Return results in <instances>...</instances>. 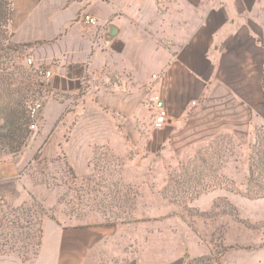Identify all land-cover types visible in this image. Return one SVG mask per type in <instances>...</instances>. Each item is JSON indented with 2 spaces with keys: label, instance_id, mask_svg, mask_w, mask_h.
Returning <instances> with one entry per match:
<instances>
[{
  "label": "crops",
  "instance_id": "1",
  "mask_svg": "<svg viewBox=\"0 0 264 264\" xmlns=\"http://www.w3.org/2000/svg\"><path fill=\"white\" fill-rule=\"evenodd\" d=\"M9 1L13 41L30 44L25 58L52 73L47 83L52 122L66 112L58 126L64 129L75 109L81 115L77 129H88L85 137L74 132L63 140L69 160H85L89 168L90 142L108 144L118 157H124L122 149L142 143L136 156L152 164L148 170L155 181L160 177L173 190L231 189L228 180L238 156L227 147L249 148L264 127V0ZM85 12L98 19L97 27L84 25ZM153 91L169 112L161 130L153 127ZM70 143L81 146L74 149ZM22 170V162L12 157L0 163V185H11L16 192L11 200L0 193L7 210L25 202ZM203 194L191 205L201 207V199L210 197ZM100 222L70 226L45 221L36 258L23 262L12 253L0 256V264H86L107 246L121 264L161 262L152 234L132 253L106 244L118 237L123 224ZM179 242L171 261L187 246L188 259L210 253L191 235L182 234ZM223 262L221 257L199 264Z\"/></svg>",
  "mask_w": 264,
  "mask_h": 264
},
{
  "label": "rangeland",
  "instance_id": "2",
  "mask_svg": "<svg viewBox=\"0 0 264 264\" xmlns=\"http://www.w3.org/2000/svg\"><path fill=\"white\" fill-rule=\"evenodd\" d=\"M26 59L23 64L32 71L33 80L47 82L36 71L43 65H36L31 57L32 64H29ZM50 94L47 86L41 94H34L33 100L42 104L36 120L37 128L31 129L30 140L18 155L7 156L21 161L23 165L26 199L14 208L30 207L33 214L39 211L38 205H41L47 213L43 229L45 221L49 220L70 226H98L102 224L101 220L111 225L123 224L119 230L124 233H120L113 242L106 241V244H114L115 249L125 248L132 253L143 248L145 237L152 234L158 247V251L155 248L157 258L161 261L158 264H199L220 261L221 257L224 264H264V198L252 200L246 197L250 168L255 162L251 157L260 148L264 150V127L257 130L260 145L253 143L249 148L244 145L240 149L236 145L227 147L238 156L234 174L228 180L230 190L207 193L173 190L172 186L164 185L160 177L155 181L156 176L148 170L152 164L147 166L144 158L136 156L139 149L142 150V143L131 144L128 150L122 149L124 157H118L108 144L90 142L89 168H86L85 160H69L67 145L63 140L70 139L74 132L85 137L84 132L88 129H77L81 115L75 109H71L72 115L64 123V129L58 126L65 119L66 112L54 124ZM89 114L85 113V119ZM70 145L76 149L81 143ZM83 145L86 147V144ZM253 169L256 170L255 177L264 171V167L257 164L253 165ZM251 185L254 189L263 187L264 181H253ZM163 186L170 189L163 190ZM0 193L5 194L7 200L16 195L11 185H0ZM203 193L210 194V197L201 199L203 205H191ZM2 199L0 196V222L4 224L0 228V256L30 252L37 240L36 227L31 228L26 224V216L20 220V226L23 225L25 229L8 226V218L3 217L7 209L3 207ZM125 224L133 226L129 229ZM134 226L136 238L133 236ZM27 234L33 238L25 240ZM182 234L193 236L200 247L209 250V255L188 259L190 249L187 246L183 255L171 261L178 252ZM131 236L135 239L132 242L128 241ZM163 245L166 246L164 250L161 248ZM95 257L88 259L86 264H121V257L111 255L108 246L100 256Z\"/></svg>",
  "mask_w": 264,
  "mask_h": 264
},
{
  "label": "trees",
  "instance_id": "3",
  "mask_svg": "<svg viewBox=\"0 0 264 264\" xmlns=\"http://www.w3.org/2000/svg\"><path fill=\"white\" fill-rule=\"evenodd\" d=\"M13 15L12 3L9 0H0V163L4 157L16 156L27 146L32 133L30 126L33 123L30 106L35 102L34 94L36 92L41 94L42 90L46 88L44 83L33 80L32 71L23 64L26 50L30 44H18L13 41V34L10 30ZM14 54L17 55L15 56L16 60L13 61ZM255 143L260 145L257 133ZM251 158L255 159V162L250 168L246 197L252 200L261 199L264 198V186L254 189L251 182L264 181V171L262 170V173L255 177L256 170L253 169V165L256 164L259 167H264V150L260 148ZM31 209L24 206L11 208L3 213V217L8 218V226L25 229L23 225L20 226V220L26 216V224H29L31 228L36 227L35 246L30 252H19V256L24 262L39 255L44 237L43 222L47 216L41 205H38L39 211H35L34 215ZM18 211L22 213L17 214ZM3 225V221L0 222V228ZM24 238L26 240L33 237L27 234Z\"/></svg>",
  "mask_w": 264,
  "mask_h": 264
},
{
  "label": "built area",
  "instance_id": "4",
  "mask_svg": "<svg viewBox=\"0 0 264 264\" xmlns=\"http://www.w3.org/2000/svg\"><path fill=\"white\" fill-rule=\"evenodd\" d=\"M81 20L86 26L97 27L99 25L98 19L95 16L87 12L82 14ZM26 61L29 64H32V59L27 58ZM36 71L39 76H41L42 78L45 79V81H47V82H44V85L47 86V83L52 75L51 71L44 67L38 68ZM154 78L156 79L157 76H154ZM149 106L151 107L153 111V127L158 130L163 129L168 123L169 112L167 110L164 100L162 99L160 94H158L156 91H153L151 93V97L149 100ZM41 109H42V104L39 101H35L30 106V116H31V119L33 120V123L31 124L30 129L35 130L37 128L36 120L39 116Z\"/></svg>",
  "mask_w": 264,
  "mask_h": 264
}]
</instances>
